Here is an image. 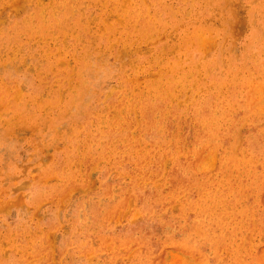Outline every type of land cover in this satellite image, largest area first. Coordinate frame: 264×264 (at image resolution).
Listing matches in <instances>:
<instances>
[{
    "label": "rangeland",
    "instance_id": "374dc122",
    "mask_svg": "<svg viewBox=\"0 0 264 264\" xmlns=\"http://www.w3.org/2000/svg\"><path fill=\"white\" fill-rule=\"evenodd\" d=\"M0 264H264V0H0Z\"/></svg>",
    "mask_w": 264,
    "mask_h": 264
},
{
    "label": "bare ground",
    "instance_id": "6f19581e",
    "mask_svg": "<svg viewBox=\"0 0 264 264\" xmlns=\"http://www.w3.org/2000/svg\"><path fill=\"white\" fill-rule=\"evenodd\" d=\"M16 2H17V0H15ZM16 4H18V3H16ZM20 4V3H19ZM15 5V4H14ZM13 5V6H14ZM19 6V5H18ZM15 8H16V6H15ZM50 17V16H49ZM62 20V19H61ZM101 21V20H100ZM152 22H153V20H152ZM39 28V27H38ZM35 30V29H34ZM101 33V32H100ZM100 40V39H99ZM105 47V46H104ZM198 67V66H197ZM174 76V75H173ZM161 83V82H160ZM195 83V82H194ZM172 100V99H171ZM20 109V108H19ZM127 126V125H126ZM85 128V127H84ZM98 129V128H97ZM116 129V128H115ZM74 131V130H73ZM88 131V130H87ZM112 131H114V129L112 130ZM145 131V130H144ZM96 132V131H95ZM106 133V132H105ZM111 136V135H110ZM115 137V136H114ZM240 140V139H239ZM70 143V142H69ZM116 153V152H115ZM101 155V154H100ZM209 178V177H208ZM200 179V178H199ZM203 179V178H202ZM218 191V190H217ZM261 196V195H260ZM258 199V198H257ZM254 205V204H253ZM164 223V222H163ZM196 238V237H195ZM198 240V239H197ZM201 245V244H200ZM200 247V246H199ZM221 247V246H220ZM162 251V250H161ZM208 252V251H207ZM228 253V252H227Z\"/></svg>",
    "mask_w": 264,
    "mask_h": 264
}]
</instances>
